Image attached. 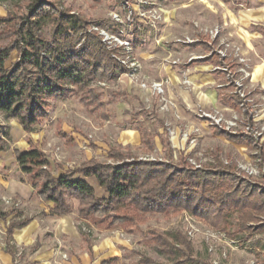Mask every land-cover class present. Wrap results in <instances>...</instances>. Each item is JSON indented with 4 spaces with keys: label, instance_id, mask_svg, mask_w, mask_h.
Masks as SVG:
<instances>
[{
    "label": "rangeland",
    "instance_id": "1",
    "mask_svg": "<svg viewBox=\"0 0 264 264\" xmlns=\"http://www.w3.org/2000/svg\"><path fill=\"white\" fill-rule=\"evenodd\" d=\"M43 1L57 6L59 11L78 15L88 23V30L97 32L111 50L118 48L120 42H127L128 50L120 49L117 57L137 62L139 70L135 74H121L111 83L94 84L101 95L103 112L91 110L80 96L73 94L63 100L51 101L48 121L42 131L39 127L31 133V139L15 124L12 125L14 120L1 116L2 130L10 136L9 146L0 157L2 210H21L23 216L36 219L42 229L47 227L44 222H58L56 216H43L30 205L28 190L31 186L19 172L12 155L13 150L26 148L24 142L29 144L32 141L33 144L36 136L42 137L40 148L48 159L66 168L89 158L105 161L108 149L114 146L133 157H144L148 154L134 131L138 122H142L150 134L156 135L155 151L149 155L154 159L166 158L170 153L169 161L173 163L185 159L189 164L204 166L212 162V153L218 151L221 162L233 167L238 175L253 180H259L260 172L264 175V165L260 171V160L252 156L255 149L233 144L216 135L209 120L199 117L200 106L193 104L186 108L182 101L186 94L192 96L191 89L197 90L199 95L200 89L217 92L227 79L235 84L238 82L247 97L246 114L221 107L204 112L216 115L218 127L226 129L233 123L230 129L241 131L243 126L249 125L255 132L262 133L258 143L264 139V94L250 74L253 64L264 57V35L257 36L255 30L264 29V21L259 22V16L264 20V0L238 3H232L233 0ZM12 3L10 0L1 2L6 12L13 9ZM195 41L208 42L224 57L226 64L233 66L232 73L214 77L209 83L205 79L197 80L192 85L189 78L194 73L193 67H189L191 60L204 55L201 48L187 46ZM82 42L83 39L78 38L76 47ZM196 69L200 74H213L209 67ZM140 84H145V88H140ZM60 131L72 140L65 143L58 134ZM160 140L166 143L163 148ZM55 165L52 167L54 171ZM3 198L10 200L9 204H5ZM68 203L72 212L63 217L64 222H74L77 229L87 234L88 228L77 217V201L68 199ZM231 224V230H235V216ZM115 229L111 235L123 242L120 247L123 250L122 264H136L140 256L154 262H166V258L149 242V230L180 231L192 245V257L206 264H264V234L247 237L241 234L231 239L187 212L167 216L144 215L132 234L126 233L122 226ZM58 240L62 243V238ZM10 245L14 250L11 264H26V248L15 242ZM5 246V225L0 220V253ZM60 257L63 261L69 259L68 253H61Z\"/></svg>",
    "mask_w": 264,
    "mask_h": 264
},
{
    "label": "trees",
    "instance_id": "2",
    "mask_svg": "<svg viewBox=\"0 0 264 264\" xmlns=\"http://www.w3.org/2000/svg\"><path fill=\"white\" fill-rule=\"evenodd\" d=\"M10 1L13 9L0 18V42H5L0 43V114L16 121L23 132L32 133L48 121L51 101L72 94L80 96L91 110L103 112L101 95L94 84L111 83L128 72L117 59L121 48L109 49L97 32L88 30L86 21L59 11L55 5L43 0ZM78 38L83 42L76 47ZM13 52L18 58L6 66ZM213 59L222 64L216 53L205 61ZM229 87L232 92L222 95L220 103L239 108L242 99L234 92V82ZM136 129L143 148L152 150L153 138L146 128L138 125ZM213 132L236 144L252 148L254 143L250 136H233L220 128H213ZM58 134L71 140L61 131ZM9 141L7 132L0 133V151L8 148ZM13 155L33 188V196L50 202L52 213L58 216L72 212L68 203L72 199L78 202L77 217L82 223L106 229L122 226L128 234L139 226L144 215L184 212L231 239L241 234H264V175L260 172L259 180L238 175L233 167L221 162L218 151L212 153L211 163L196 168L185 159L178 163L140 160L120 147H111L107 158L112 162L92 159L60 175L52 171L46 154L37 147L14 150ZM256 159L260 160L261 171L264 146ZM90 177L95 178L107 198L97 197L82 179ZM234 216L236 228L231 230ZM21 217L20 210L0 208L7 251L11 250L12 231L28 222ZM148 236L166 262L140 256L136 264H206L192 257V245L180 231L149 230ZM115 262L111 259L104 264Z\"/></svg>",
    "mask_w": 264,
    "mask_h": 264
},
{
    "label": "crops",
    "instance_id": "3",
    "mask_svg": "<svg viewBox=\"0 0 264 264\" xmlns=\"http://www.w3.org/2000/svg\"><path fill=\"white\" fill-rule=\"evenodd\" d=\"M241 1L242 2H248L250 0H233L232 3H235V2L238 3ZM4 8H5L4 5H2L0 2V18L5 17L7 15V12ZM262 19L263 18H261V16H259V22L260 23H262L264 21ZM245 20L249 21V18H245ZM255 30H256L257 36L262 37V35H264V29L263 28L260 27V28L255 29ZM187 46L194 48V49L201 48L204 51V55L202 58L191 60L192 63H190V65H189V67H193V69H194V70H192L194 73L191 74L189 77L192 85H195L197 80L200 81L202 79H205L206 83H209V82L213 81L214 77L228 76L232 73L233 67H232V69H230L228 67V64L225 63L224 57L221 56V54L217 50H213V48L210 46V44L208 42H206V41H204V42L195 41V42H191V43L187 44ZM205 46H207L209 49L207 50L205 48ZM212 53H216V54L221 56V59H222L221 65L216 64L214 59L211 61H205L206 58H208ZM17 58H18V54L16 52H13L10 56V59L6 63V66H10L12 63L15 62V60ZM220 66H224L227 69L226 71H224L225 72L224 74L220 73V71H223L219 68ZM202 67H209L210 69H212L210 72L213 73L215 76H213V74H205L204 75V74L198 73L196 68L201 69ZM250 74H251L252 81L260 84V87L262 89V93L264 94V57L253 64ZM205 77H208V78L206 79ZM230 82H232V80L227 79L225 84L222 85L217 92L215 90H210V89H206V90L200 89V92L198 93L199 95H197V90H192L190 88L191 92H192L191 93L192 96H190L189 94H186L185 96H183V98H182V101L184 102L183 104L185 105L186 108L189 106H192L193 104H197L198 106H200L201 112H204V110L205 111H208V110L214 111V110H216V108L218 109L219 107H221L222 109H225V110L230 109L231 111H238V112H241L243 114L245 112L242 111V108L240 107V105H239V108H233L231 106L222 105L220 103L221 96L224 94H229L233 90V88L229 87ZM197 86H199V85H197ZM137 91L140 92L141 90L138 89ZM241 103H243V100L241 101ZM245 106H246V103H245ZM245 109H247V107H245ZM16 123L17 122L14 121V122H12V125L15 124L18 127V129L22 131L19 124L18 123L16 124ZM138 125H143L146 128V126L142 122H140V123L138 122L137 127H138ZM42 126L40 127V130L41 129L43 130ZM210 126H211L212 130H213V128H220L223 131H225L226 133L233 135V136H237V135L249 136V135L245 134L243 132V130L237 131L236 129L235 130L232 129V131H228V130L221 128V127H216V126H212V125H210ZM136 128L134 129V131L136 132L137 140H138L139 144L141 145V139H140L139 133H138ZM146 130H147V128H146ZM147 132H148V134H150L148 130H147ZM23 133H25V132H23ZM63 133L66 134L65 132H63ZM26 135L30 139L33 138V135L31 133H26ZM150 135L153 138V149L152 150H145L143 148V146L141 145L142 149L144 151H146L148 155H146L144 157H135V158H138L140 160L169 161L170 153L166 154V158H160V159L159 158L154 159V158L149 156L151 153H153V151H155V139H156V135H153V134H150ZM218 136H220V135H218ZM36 137H37L36 139L34 138L33 144H32V141L31 142L29 141V144H26V142H24L26 148L21 149L20 151L28 150L30 147H37L45 153V151L40 148L42 137L41 138H39V136H36ZM220 137L224 138L223 136H220ZM69 138H70V136H69ZM260 139H261V137H260ZM71 140H72V138H71ZM225 140L229 141L227 139H225ZM64 141L66 143L68 140H64ZM229 142L236 144L232 141H229ZM258 142L259 141L256 142L254 140V143L252 144V148L246 146L245 144H236V145H244L247 148L255 149V154L252 156L255 158H259L260 148H261V146H264V139L260 140V143H258ZM160 145H161V148H163L166 145V143L163 140H160ZM114 147H119V146H114ZM109 149H108V151H109ZM15 150H17V149H15ZM122 151L126 152V150H122ZM3 152H5V151H0V157H2ZM12 155H13V152H12ZM47 159H48V157H47ZM92 159H95V158H89L85 162H83L79 165H74L70 168H66L61 163L60 164L59 163H52L49 159H48V161L51 164V168L53 167L54 164H56L55 165L56 171H54L53 169H52V171L56 175H60L63 172H65L66 170L72 169L74 167H78V166H80V165H82V164H84V163H86ZM96 160H98V159H96ZM13 161L17 165L16 160L14 158V155H13ZM105 161L108 163L112 162V160H109L108 158H106ZM0 162H1V160H0ZM57 166H60L61 168L58 169ZM17 168H18V165H17ZM18 170H19V168H18ZM19 172H20V170H19ZM21 174L24 177V179H26L27 184L29 186H31L28 183V180L25 177V175L23 173H21ZM82 179L93 188L95 195L97 197L107 198L108 195L98 186L95 178L90 177V178H82ZM28 191L30 194V205L32 207H34V209L39 210L43 216H47V217H50V216L55 217L56 216V218H58V222H44L47 227H46V229H42L40 223L37 222L36 219L32 218L31 216L26 217V216L22 215L21 219L27 218L28 222L26 225L19 227V228H15L12 231L10 242H15L16 244L22 245L23 247L26 248V255H25V263L26 264H104L105 262H107L108 260H111V259L116 260V262L113 264H122L121 258L123 255V250H121L122 248H120V247H122L123 242L120 241L115 235H111V234H114V232H116L117 229H115V227L110 228V229H106L104 227H96L93 225H87V224L83 223L88 228V233L87 234L82 233L79 229H77L75 227L74 222H68V221L64 222L63 217L65 215H59L58 216V215L53 214L51 211L52 204L50 202H42V201L38 200L37 198H35L33 196V188L32 187H30ZM22 212L23 211H21V214H22ZM59 237L62 238L63 245L58 240ZM60 243H61V245H60ZM10 251H7V249L4 248L3 252L0 253V261L2 264H11L12 263V261L14 259L13 258L14 257V250L12 249V247H11ZM61 253H66V254L68 253V255H69L68 261H63L61 259V257H60Z\"/></svg>",
    "mask_w": 264,
    "mask_h": 264
},
{
    "label": "built area",
    "instance_id": "4",
    "mask_svg": "<svg viewBox=\"0 0 264 264\" xmlns=\"http://www.w3.org/2000/svg\"><path fill=\"white\" fill-rule=\"evenodd\" d=\"M215 33H217V32H215ZM100 35H102V34H100ZM104 41H106V39H104ZM128 46H129V44L127 42H120L119 43V48H121V49L128 50ZM117 59H118V61L121 64L125 65L128 68V73L135 74L139 70V64L137 62H135V61H125V60H122V59H120L118 57H117ZM219 68L221 70H223V71L227 70L224 66H220ZM232 82H234V85H235L234 92L237 95H239V97L243 100V103L240 104V107L242 108V111H245V103H246L247 97H246V95L243 92H241L240 85L238 84V82H236V84H235V81H232ZM154 87H157V86H154ZM140 88H142V89L145 88V84H140ZM1 116L2 115L0 114V133L2 134L4 132L2 130L3 129L2 128L3 127V124H2L3 122H1ZM199 117L202 118V119L209 120L210 125L218 127L217 124H218L219 120L216 119V115L212 116L210 114H206L204 112H201V114H199ZM231 125L233 126V123L229 124V127H227L226 130L232 131L230 129ZM243 127H244L243 132L245 134L249 135L250 137H252L256 142L262 136L261 132H259V133L255 132L254 129L252 127H250L249 125H245ZM191 165H193L196 168L200 167L199 165H196L195 163H192V162H191ZM262 168H263V166H262ZM262 168H261V170H263ZM9 201L10 200L3 198V202L5 204H9ZM13 205L14 204H12L11 206H13ZM16 264H19V263H16Z\"/></svg>",
    "mask_w": 264,
    "mask_h": 264
}]
</instances>
